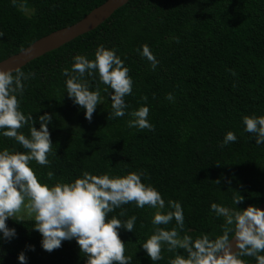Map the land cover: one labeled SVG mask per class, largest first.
<instances>
[{
	"label": "trees",
	"instance_id": "16d2710c",
	"mask_svg": "<svg viewBox=\"0 0 264 264\" xmlns=\"http://www.w3.org/2000/svg\"><path fill=\"white\" fill-rule=\"evenodd\" d=\"M106 0H0V61L34 41L69 26ZM114 48L133 81L125 96L129 109L149 107L153 130L128 128L124 117L113 118L111 101L98 77H85L90 88L105 97L91 121L64 92L62 69L72 57L89 59L97 45ZM147 45L158 61L155 69L142 55ZM31 73L19 96L20 110L36 118L48 113L53 143L48 166L30 162L38 177L68 181L83 172L99 175L128 171L143 173L167 201L183 208L180 235L215 238L225 228L211 203L235 207L241 195L243 209L264 200V144L256 145L243 131V115L264 114V0H128L96 28L21 67ZM172 93L174 101L165 97ZM127 111V110H126ZM26 136L29 125L18 130ZM233 131L237 141L220 147L223 135ZM24 151L13 138L0 136V149ZM219 180V184L216 181ZM153 209L134 203L115 209L109 216L121 220L136 216L133 232L121 229L125 255L132 264H169L176 252L161 250L162 259L150 261L137 244L151 234ZM123 212L124 215H120ZM15 228L10 241L0 239L6 253L3 264H19L23 251L27 264H84L75 240L63 241L51 252L42 249L41 235L30 218H9ZM173 220L166 227H175ZM27 245L34 247L28 250ZM256 264L252 257H241Z\"/></svg>",
	"mask_w": 264,
	"mask_h": 264
},
{
	"label": "clouds",
	"instance_id": "9594fccd",
	"mask_svg": "<svg viewBox=\"0 0 264 264\" xmlns=\"http://www.w3.org/2000/svg\"><path fill=\"white\" fill-rule=\"evenodd\" d=\"M141 49L140 55L154 70L158 63L155 56L147 45H142ZM92 56L89 59L86 55H74L70 68L62 69L61 73L66 77L64 92L84 110L85 119L91 121L96 106L105 98L99 87L92 90L85 79L86 76L98 77L105 86L103 91L110 97L113 118L127 115L128 128L153 130L147 105L128 110L124 98L132 93L133 81L116 50L101 44ZM31 75L20 66L0 68V136L13 138L24 149L23 152L0 149V239L10 241L15 238V228L8 227L6 221L23 214L33 221L32 227L41 235L40 244L45 251L59 248L63 241L75 240L85 257L84 264H132V256L125 255V243L120 239L119 231L133 232L137 218L133 215L121 220L109 214L134 203L137 208L148 206L154 210L151 234H146V238L137 243L152 262L163 258L161 250L167 245L168 251L183 250V254L177 251L169 264H246L241 259L245 256L254 258L256 264H264V210L253 205L237 208L236 204L243 202L241 195L233 197L235 207L211 203V210L225 219L221 235L210 238L205 234L194 238L180 235L184 228L181 204L171 199L165 201L154 186L142 182L141 172L95 175L85 171L71 180L55 182L51 171L46 173L47 180L38 177L30 162L35 161L41 166L50 164L48 157L52 154L53 143L48 125L53 116L39 115L37 129L33 126L32 113L25 115L20 110L18 97L22 96L24 82ZM165 98L174 101L172 93H167ZM241 121L243 131L250 134L255 144H264V114L243 115ZM25 125H29L27 136L18 131ZM236 141V134L227 131L219 146L225 147ZM216 183L219 184V180ZM173 220L175 227H161ZM26 247L34 250L31 245ZM5 254L0 250V264H3ZM17 260L19 264H27L23 251L18 253Z\"/></svg>",
	"mask_w": 264,
	"mask_h": 264
},
{
	"label": "water",
	"instance_id": "95a60500",
	"mask_svg": "<svg viewBox=\"0 0 264 264\" xmlns=\"http://www.w3.org/2000/svg\"><path fill=\"white\" fill-rule=\"evenodd\" d=\"M128 0H106L93 8L77 22L51 32L41 37L23 50L8 56L0 61V68L23 67L26 63L41 55L54 50L64 43L71 41L83 33H86L105 21L116 9L124 5ZM264 210V200L257 206Z\"/></svg>",
	"mask_w": 264,
	"mask_h": 264
},
{
	"label": "rangeland",
	"instance_id": "374dc122",
	"mask_svg": "<svg viewBox=\"0 0 264 264\" xmlns=\"http://www.w3.org/2000/svg\"><path fill=\"white\" fill-rule=\"evenodd\" d=\"M13 218L27 219V218H29V217H27L26 215L20 214L19 216H17V217H13Z\"/></svg>",
	"mask_w": 264,
	"mask_h": 264
}]
</instances>
